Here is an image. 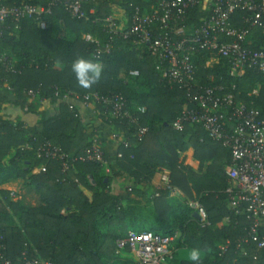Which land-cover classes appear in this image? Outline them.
Segmentation results:
<instances>
[{"label":"trees","instance_id":"trees-1","mask_svg":"<svg viewBox=\"0 0 264 264\" xmlns=\"http://www.w3.org/2000/svg\"><path fill=\"white\" fill-rule=\"evenodd\" d=\"M0 1L6 6L46 4V0ZM156 1L106 0L98 6L96 16L112 14L116 4L131 17L135 8L150 10ZM208 14L203 6L195 7L177 25L181 30L199 28ZM92 20L73 19L58 7L47 18L46 29L23 20L18 28L11 25L10 32L0 38V56L6 55L13 65L10 71L0 64V84L14 96L10 100L6 94L0 95V115L2 107L8 105L21 116L40 117L32 127L0 117V178L5 177V184L10 178L20 179L39 194V203L29 206L0 189V258L9 264H24L25 259L53 264H109L122 257L116 254L118 239L129 231H151L163 236L181 235L173 243L171 264H196L191 259L194 250L201 264H264L263 250L252 243L240 244L245 227L234 220L224 223L233 215L226 194L230 151L211 140L200 126L186 124L181 132L172 128L185 108H195L190 96L206 87H221L222 94H234L235 101L254 108L264 119V74L248 69L242 78H234L227 61L207 66L209 55L199 53L193 59L197 84L184 88L161 75L157 70L159 59L146 48L141 52L134 46V37L127 41L118 38L113 51L97 59L96 45L85 41L83 35L90 34L102 42L107 36ZM235 21L243 25L236 14ZM159 27L156 21L152 29L159 34ZM183 34H174V38L180 39ZM252 38L255 47L264 46L262 30L255 29ZM77 58L101 68L98 79L88 88L82 87L71 71ZM132 72H138V76H132ZM249 82L261 85L258 94L241 89ZM29 91L37 94L30 97ZM89 94L122 95L135 119L106 121L120 129L129 144L119 145L113 155L103 150L109 173L102 163L81 159L97 141V128L86 125L80 110L70 101H82ZM65 95L69 98L64 99ZM35 97L55 100L57 107L51 112L39 111L29 102ZM139 128L148 129L142 141L134 137ZM45 144L75 159L66 173L59 159L38 156ZM188 150L199 162L197 171L180 160V153ZM40 166L43 169L33 173ZM162 169L170 172V186L180 195L171 196L166 189L150 193L147 185ZM114 183L119 184L120 193L114 190ZM195 201L205 208L209 227L203 228L194 216L190 202ZM142 205L149 212H139ZM223 245L228 246L226 251L220 249Z\"/></svg>","mask_w":264,"mask_h":264},{"label":"built area","instance_id":"built-area-1","mask_svg":"<svg viewBox=\"0 0 264 264\" xmlns=\"http://www.w3.org/2000/svg\"><path fill=\"white\" fill-rule=\"evenodd\" d=\"M104 1L46 0L45 5L19 6H6L0 1V38L5 32H10L11 25L18 28L23 20H32L44 30L48 27L47 18L53 15L54 9L63 7L73 19H93V23L102 26L107 36L104 42L90 34L83 35L85 41L96 45L97 59L103 54H110L117 46L118 38L127 41L134 37V46L146 48L159 59L157 70L161 75L184 88L190 89L197 84L193 59L199 53L209 55L207 66L222 59L227 61L230 76L234 78H242L248 69L264 74V46L255 47L252 38L255 29L264 33V0H157L150 10L135 8L131 17L123 8L115 9L117 6L114 5L112 14L100 18L96 16L98 6ZM202 6L209 14L202 20L201 26L179 29V20H183L188 11ZM235 14L243 25L236 23ZM156 21L160 24L159 34L152 29ZM182 32L184 34L180 39L174 38V34ZM0 64L13 71V65L11 61L7 62L6 55L0 56ZM131 75L138 76V72ZM223 92L221 87L196 91L190 96V103L195 104V108H185L172 128L181 132L186 124L200 126L211 140L230 151L231 163L226 168L229 179L226 194L233 215L227 217L224 223L229 224L234 220L237 225H243L246 234L240 244L252 243L257 250L264 251V119L254 108L235 101L234 94ZM36 94L34 91L28 92L30 97ZM63 98L68 99L69 96ZM82 102L85 106L100 107L102 114L111 120L122 122L130 119L135 122L128 110L129 103L122 95L89 94L82 98ZM139 110L145 111L144 108ZM147 132V128H139L134 137L142 141ZM121 133H115L112 137L116 139L118 134L122 137ZM124 143L129 145L126 140ZM38 156L59 159L63 173L75 160L60 148L48 144L40 147ZM81 159L102 163L109 173L103 150L96 141ZM161 181L162 189L170 191L171 195L177 192L170 186L168 170H162ZM190 206L199 216L201 226L209 227L205 208L197 201L190 202ZM177 237L178 233L163 236L151 231H129L116 241V254H130L135 264H167L173 259V243ZM227 247L223 245L220 249L226 251ZM254 259H257V255ZM0 260L2 264H9L2 258ZM24 261V264H53L39 259Z\"/></svg>","mask_w":264,"mask_h":264},{"label":"crops","instance_id":"crops-1","mask_svg":"<svg viewBox=\"0 0 264 264\" xmlns=\"http://www.w3.org/2000/svg\"><path fill=\"white\" fill-rule=\"evenodd\" d=\"M4 86L6 87V85H4ZM4 86H2L0 84V95L6 94L9 96L10 100L13 99L14 96L11 93L6 92V89ZM29 102L34 104L36 109L39 111H45V112L50 111L51 112L54 108L57 107V103L55 100L46 101V100H42L38 97H35L33 99H30ZM70 102H72L80 110L83 121L86 125H93L97 128V135H96L97 141H96V143L99 145V147L102 150H106L107 152H110L113 155L114 152L116 151V149L119 147V145L123 144L126 140L123 133L120 132V129H118L114 125L107 124L106 121L108 118L105 117V115H103L98 110V108H95L93 105L85 106L81 100H71ZM0 117H8L9 119H11L14 122L22 121V122H24L26 127H32L40 121V117L37 115L26 114V115L21 116L18 110L13 111V108L9 107L8 105H5L2 107V113H1ZM115 133H121L122 137H121V135L118 134V136H119L118 138H116V139L113 138L112 135ZM179 156H180V160L184 163V165L190 166L195 171H197L199 169V162L194 158L192 150L182 152V153H180ZM207 165H209V164L205 165L204 171H205ZM42 169H43V166H40V167L36 168L33 171V173H37V172L41 171ZM162 170H158L156 173H154L151 181L147 185V187L150 190V193H152V194L157 193L163 187V183L161 181ZM113 188H114V190L117 191V193H120L118 183H114ZM121 193H122V191H121ZM180 194L181 193L179 191H177L175 194H173L171 196H176V195H180ZM126 204L127 203L125 202V206H126ZM145 209H147V208H145L142 205V208H140L139 212L144 211L146 213V211H148V210H145ZM127 255L131 256L130 254H127V253L122 254V256H127ZM130 258H132V256ZM168 264H171V263H168Z\"/></svg>","mask_w":264,"mask_h":264},{"label":"rangeland","instance_id":"rangeland-1","mask_svg":"<svg viewBox=\"0 0 264 264\" xmlns=\"http://www.w3.org/2000/svg\"><path fill=\"white\" fill-rule=\"evenodd\" d=\"M116 5V4H114ZM113 5V6H114ZM115 9H118V5ZM140 51L142 52L144 49L139 47ZM235 87V86H234ZM233 87V88H234ZM261 85L258 83H244L241 87L242 90L247 91L250 95L255 94L259 92ZM238 88V87H237ZM102 113V112H101ZM20 167L23 168L22 164H19ZM5 174V172L3 173ZM12 179V178H10ZM7 180V183L5 184V177L0 178V189H5L9 191L10 193L14 194V199L15 200H22L24 204L29 205V206H34L39 203V194L35 193L33 190L29 189L26 187L24 184V181L20 179H14V180ZM180 234L177 237V240L180 239ZM191 256V255H189ZM131 256H122L118 260H111L109 261V264H134V261ZM121 262V263H120Z\"/></svg>","mask_w":264,"mask_h":264},{"label":"clouds","instance_id":"clouds-1","mask_svg":"<svg viewBox=\"0 0 264 264\" xmlns=\"http://www.w3.org/2000/svg\"><path fill=\"white\" fill-rule=\"evenodd\" d=\"M71 71L76 76L79 84L84 88H88L98 79L101 68L98 64H94L89 60L77 58L71 64ZM90 73L91 75H89ZM191 259L196 264H201L199 253L195 250L192 253Z\"/></svg>","mask_w":264,"mask_h":264},{"label":"water","instance_id":"water-1","mask_svg":"<svg viewBox=\"0 0 264 264\" xmlns=\"http://www.w3.org/2000/svg\"><path fill=\"white\" fill-rule=\"evenodd\" d=\"M194 216H195L197 219H199V216H198L196 213L194 214Z\"/></svg>","mask_w":264,"mask_h":264}]
</instances>
